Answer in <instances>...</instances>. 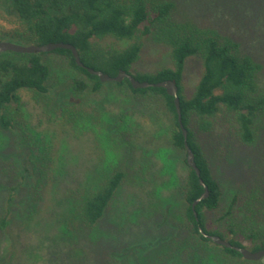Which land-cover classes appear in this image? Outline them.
Instances as JSON below:
<instances>
[{
	"label": "trees",
	"instance_id": "1",
	"mask_svg": "<svg viewBox=\"0 0 264 264\" xmlns=\"http://www.w3.org/2000/svg\"><path fill=\"white\" fill-rule=\"evenodd\" d=\"M187 1L191 18L181 12L180 0H7L17 16L19 27L6 32L3 37L25 44L70 42L78 48L87 66L110 75L125 69L139 80H174L179 86L188 142L201 169V177L209 188V195L195 206L197 217L193 202L205 188L195 169L187 162L185 135L178 119L175 97L164 87L135 88L128 78L121 82L112 81L127 88L134 97L160 99L172 115L170 142L186 155L184 162L188 173L179 190L181 202L185 205L183 217L186 224L177 228L172 236L174 256L165 254L150 264H176L177 256L184 251L192 254L195 246L191 243L204 250L222 251V255L234 260L233 264H258L259 260L245 259L238 250L217 244L200 231L202 227L209 234H218L235 245L254 251L264 248V202L255 208L250 201L254 199L253 195L243 185L238 187L228 211L220 216V227L211 224L209 214L220 207L223 189L192 124L196 121L201 130L221 135L229 142L234 137L252 145L256 144L258 136L264 139V0ZM150 37L168 44L174 67H164L153 73L133 72L132 66L140 58L143 44ZM110 38L116 43L108 42ZM124 42L128 45H119ZM243 44H260L257 49L262 52L247 51ZM49 54L66 58L68 67L79 72L80 76L73 78L74 91H98L105 83H110L79 66L72 51L66 48L39 53L0 52V135L16 136L15 149L19 156L12 168H0V183L6 184L3 187L8 195L4 212L0 215L2 230L12 224L19 197L30 200L27 199L22 206L23 211L27 208L36 211L48 185L57 179V147L31 130L23 95L25 91L34 92L36 102L48 108L53 102ZM195 54L202 57L204 72L194 93L187 96L182 80L187 59ZM222 107L230 110L233 116L219 129L211 118ZM62 114L69 123H72V117H79L76 121L90 117L86 113H73L69 107H64ZM126 175V170L118 169L94 182L93 186L77 184L68 193L70 212L62 220L67 230L84 232L87 236L90 230L98 231L100 224L106 221ZM258 187L255 193L264 197ZM161 205L162 211L163 203ZM96 237L100 238V235ZM128 250H122L123 260H131L133 254L137 258L136 248L131 253ZM146 258L147 254L141 262L125 263L117 257L113 264H148Z\"/></svg>",
	"mask_w": 264,
	"mask_h": 264
},
{
	"label": "rangeland",
	"instance_id": "2",
	"mask_svg": "<svg viewBox=\"0 0 264 264\" xmlns=\"http://www.w3.org/2000/svg\"><path fill=\"white\" fill-rule=\"evenodd\" d=\"M180 3L181 12L191 18L189 1L180 0ZM17 27L14 10L7 0H0V38L6 40L4 34ZM108 42L116 43V40L110 38ZM243 47L247 51L262 52L257 49L260 44H243ZM47 61L52 68L54 104L51 102L49 108L39 105L31 91L23 95L31 130L57 147V179L48 185L36 211L31 208L23 211L22 206L29 199L18 198L12 224L5 230L0 229V264H113L117 257L122 262L133 263L141 262L146 254V263L150 264L165 254L174 256L172 236L177 228L186 224L185 205L179 190L188 166L184 162L186 155L170 142L172 115L160 99L134 97L127 88L112 81L98 91H74L73 78L80 76L79 72L69 68L67 59L59 55L49 54ZM164 67H174L172 51L165 41L157 42L150 37L143 44L132 71L153 73ZM203 72L202 57L190 56L182 80L187 96L194 93ZM64 107L90 117L78 121L79 117H72L69 123L62 114ZM232 116L230 110L222 107L211 120L220 129ZM192 128L223 189L220 207L209 214L211 224L220 227V216L228 211L234 194L242 185L253 195L250 201L255 208L260 206L264 197L258 196L255 188L259 186V193H264V139L258 136L256 144L247 145L234 137L229 142L221 135L209 134L201 130L196 121ZM21 134L23 137L22 130ZM16 139L15 135H0V168L10 169L19 161ZM118 169L126 170L127 175L106 221L100 224L98 231L87 232L89 236L76 230L69 232L62 224L64 216L70 212L68 193L79 183L93 186ZM5 185L0 183V215L8 196ZM166 210L169 212L165 213ZM99 235L100 238L96 237ZM177 245L180 248V242ZM191 245L195 246L192 254L184 251L177 256L176 264H233L234 260L222 255V251ZM124 248L130 253L136 248L137 258L133 254L131 260H123ZM258 264H264V257Z\"/></svg>",
	"mask_w": 264,
	"mask_h": 264
},
{
	"label": "water",
	"instance_id": "3",
	"mask_svg": "<svg viewBox=\"0 0 264 264\" xmlns=\"http://www.w3.org/2000/svg\"><path fill=\"white\" fill-rule=\"evenodd\" d=\"M56 48H66V49L71 50L74 55L76 63L79 66L86 67L90 73L99 76L100 80L103 82H109V81L121 82L125 78H128L131 84L133 85V87L135 88H145V87H150V86L164 87L166 88L169 94L175 97V102H176L177 112H178V119L180 122V126L183 130V133L185 135L187 162L193 169H195V171L197 172V175L200 177L201 184L205 188L204 192L193 202L194 213L197 217L198 213L195 210V206L199 201H201L202 199L206 198L209 195V188L206 185L204 179L201 177V169L196 163L194 152L188 142V129L185 127L183 123V118H182L183 116H182V110H181V105H180L179 86L175 83V81L172 79H165V80H161L157 82H150L148 80H139L133 74H131L125 69H120L118 74L116 75H110L109 73L101 69H95L94 67L87 66L83 62L78 48L73 43H70V42L56 41V42H47L44 44H36V43L25 44V43L14 42L11 40L0 41V52L11 50V51H16V52L39 53V52L53 51ZM200 231L205 236H208L215 243L238 250L239 252H241V254L243 255L245 259L259 260L264 257V248L254 251L245 246L235 245L230 240L223 238L218 234H209L206 231H204L202 227H200Z\"/></svg>",
	"mask_w": 264,
	"mask_h": 264
}]
</instances>
